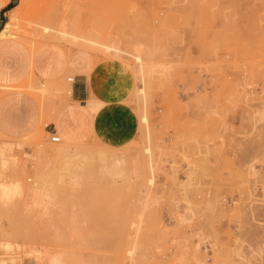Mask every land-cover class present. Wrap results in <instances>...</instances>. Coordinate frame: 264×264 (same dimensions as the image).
<instances>
[{"label": "rangeland", "instance_id": "rangeland-1", "mask_svg": "<svg viewBox=\"0 0 264 264\" xmlns=\"http://www.w3.org/2000/svg\"><path fill=\"white\" fill-rule=\"evenodd\" d=\"M33 3L0 37L126 65L137 127L122 144L53 142L45 116L25 138L0 133V190H23L0 198V264H264V0ZM69 96L35 97L47 115Z\"/></svg>", "mask_w": 264, "mask_h": 264}, {"label": "crops", "instance_id": "crops-1", "mask_svg": "<svg viewBox=\"0 0 264 264\" xmlns=\"http://www.w3.org/2000/svg\"><path fill=\"white\" fill-rule=\"evenodd\" d=\"M8 12L14 7L7 4ZM0 12V18L6 14ZM3 23L0 21V30ZM0 37V133L25 138L40 129L62 135L70 142H89L99 137L111 144H122L137 127L134 109L127 105L135 80L130 69L95 62L91 54L67 50L53 44L32 52L23 42ZM15 38V37H14ZM17 39V38H16ZM69 73L71 95L50 114H44L39 100L18 89L29 78L56 86ZM92 102L97 110L89 106ZM125 102V104H124ZM60 137V136H59Z\"/></svg>", "mask_w": 264, "mask_h": 264}, {"label": "bare ground", "instance_id": "bare-ground-1", "mask_svg": "<svg viewBox=\"0 0 264 264\" xmlns=\"http://www.w3.org/2000/svg\"><path fill=\"white\" fill-rule=\"evenodd\" d=\"M36 1H38V0H20V5L19 6H16V7H14V8H12L11 10H9L8 12H7V21L5 22V24H4V28L0 31V35L2 34H4V29H6L7 27H9L11 24H13V25H16V26H18V28H26L27 26H29V23H27V24H23L22 23V21L23 20H25L29 15H30V13H32V11L33 10H35L34 8H33V5H32V3L33 2H36ZM39 1H42V4H49L50 5V7H49V10L51 11V12H55V13H57V14H59V15H63L64 13H66V12H68L69 11V9H68V7L67 6H65V5H61L59 8H55V6L56 5H59V3L58 2H62L63 0H39ZM7 2H5V3H2L1 5H2V7H6L7 6ZM33 4H35V3H33ZM43 9H45V8H43ZM42 8H41V10H43ZM39 10H40V8H39ZM40 12V11H39ZM28 20V19H27ZM25 22V21H24ZM21 28V29H22ZM55 28H57V29H59L60 28V25L57 23L56 24V26H55ZM24 30V29H23ZM72 80V78H69V81H71ZM70 84H68V83H65V82H61V84H60V87H58L56 90H50V88L49 87H46L44 84H41V87H38V88H36V94H33L34 96H37L38 98H44V97H49V96H51V95H60V92L62 91V90H65V92L68 94V95H71V89H70ZM51 92H54L53 94H51ZM94 104L92 103V102H89V106L90 107H92ZM254 143V142H253ZM64 146H65V143L63 144V146H62V150L64 149ZM114 165L117 167V161L114 163ZM114 166V167H115ZM255 182V181H254ZM255 186V185H254ZM257 186V185H256ZM250 187V186H249ZM251 188V187H250ZM249 190V189H248ZM255 190V189H254ZM21 192H23V190H22V188L20 187V185L19 186H17V187H14V188H4V187H2V189L0 190V198L4 201V200H9L10 198H11V196L13 195V194H17V193H21ZM250 192V191H249ZM254 192V191H253ZM27 195H29V198H28V200H27V204L28 205H33V206H44V205H46V198L45 197H43V196H39V195H30V194H28L27 193ZM249 195V194H248ZM254 195H256V194H254ZM258 195H260V194H258ZM252 196V195H251ZM257 196V195H256ZM253 197V196H252ZM252 197L250 198V200L252 199ZM257 198V197H256ZM254 200H256V199H254ZM252 201V200H251ZM250 202V201H249ZM253 202V201H252ZM258 204H257V203ZM253 203H255V204H257V205H260L259 203L260 202H258V199H257V201H254ZM262 203V202H261ZM254 204V206H253V209H256L258 206H256ZM263 204V203H262ZM253 205V204H252ZM264 205V204H263ZM262 205V206H263ZM247 207H249V206H247ZM259 207H261V206H259ZM261 210H263L262 208H260ZM248 210V209H247ZM252 211V210H251ZM249 212H250V209H249ZM253 212V211H252ZM251 212V213H252ZM255 212H253V214H254ZM257 213V212H256ZM260 213V212H259ZM263 213V212H262ZM258 214V213H257ZM259 215V214H258ZM261 215V214H260ZM254 216V215H253ZM252 216V217H253ZM254 218H255V220H256V215L254 216ZM264 217H262V219H263ZM250 220V219H249ZM260 221H261V218H260ZM262 222H263V220H262ZM262 222H259V223H261V227H262ZM264 223V222H263ZM254 225V224H253ZM257 226V225H256ZM259 226V227H260ZM263 228H264V225H263ZM255 232V231H254ZM262 232V231H261ZM257 237V236H256ZM259 237H261V236H259ZM256 239V238H255ZM257 242V241H256ZM259 242V241H258ZM264 242V241H263ZM260 251V250H259ZM256 253V252H255ZM39 254H41L40 252H39ZM43 256V255H42ZM262 258H260V260H261ZM263 261V260H262ZM261 261V262H262ZM44 262L46 263V264H64L63 263V260H62V257L61 256H58V255H56V254H51V253H46V255H45V260H44ZM202 262V261H201ZM253 262V261H252ZM257 262V261H256ZM204 263H205V261H204ZM258 264V263H257Z\"/></svg>", "mask_w": 264, "mask_h": 264}, {"label": "built area", "instance_id": "built-area-1", "mask_svg": "<svg viewBox=\"0 0 264 264\" xmlns=\"http://www.w3.org/2000/svg\"><path fill=\"white\" fill-rule=\"evenodd\" d=\"M51 139H52L53 142H56V143L61 141L60 137L58 135H56L55 133L52 134V138Z\"/></svg>", "mask_w": 264, "mask_h": 264}, {"label": "water", "instance_id": "water-1", "mask_svg": "<svg viewBox=\"0 0 264 264\" xmlns=\"http://www.w3.org/2000/svg\"><path fill=\"white\" fill-rule=\"evenodd\" d=\"M19 0H13V3L16 4Z\"/></svg>", "mask_w": 264, "mask_h": 264}, {"label": "trees", "instance_id": "trees-1", "mask_svg": "<svg viewBox=\"0 0 264 264\" xmlns=\"http://www.w3.org/2000/svg\"><path fill=\"white\" fill-rule=\"evenodd\" d=\"M15 6V5H14Z\"/></svg>", "mask_w": 264, "mask_h": 264}]
</instances>
